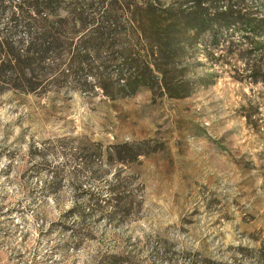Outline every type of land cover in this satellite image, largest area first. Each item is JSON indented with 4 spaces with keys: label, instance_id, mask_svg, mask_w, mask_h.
Listing matches in <instances>:
<instances>
[{
    "label": "rangeland",
    "instance_id": "374dc122",
    "mask_svg": "<svg viewBox=\"0 0 264 264\" xmlns=\"http://www.w3.org/2000/svg\"><path fill=\"white\" fill-rule=\"evenodd\" d=\"M243 29L172 61L181 99L156 82L120 97L143 51L51 52L32 72L0 48V264H264V84L243 78ZM22 70L44 83L17 86Z\"/></svg>",
    "mask_w": 264,
    "mask_h": 264
},
{
    "label": "trees",
    "instance_id": "16d2710c",
    "mask_svg": "<svg viewBox=\"0 0 264 264\" xmlns=\"http://www.w3.org/2000/svg\"><path fill=\"white\" fill-rule=\"evenodd\" d=\"M7 2L0 0V15H8V22L0 32V48H6L8 55L18 60V68L27 65L32 72H43L48 67L41 63L51 52H66L78 58L83 57L81 51L85 55L104 53L112 57L143 51V57L147 58L144 74H136L134 86L131 87V82L123 85L120 97L137 94L142 85L153 92L156 82L164 94L181 99L190 95L191 84L184 78L176 79L172 61L186 55L187 46L203 36L209 35L216 46L219 30L237 25L244 28L243 43L249 45L241 56L245 64L243 78L264 84V7L249 6L245 0H19L14 5ZM57 11L65 16L55 18ZM126 39H136L142 46H135L136 43L134 48L125 46ZM227 41L226 49L234 44L232 38ZM253 43L258 45L254 47ZM49 69L52 73L61 69V65ZM24 72L25 82L17 86L36 89L45 81L41 73L39 78L30 79ZM102 87L107 91L109 86L105 82ZM100 201L90 195L89 204L93 208L101 210Z\"/></svg>",
    "mask_w": 264,
    "mask_h": 264
}]
</instances>
